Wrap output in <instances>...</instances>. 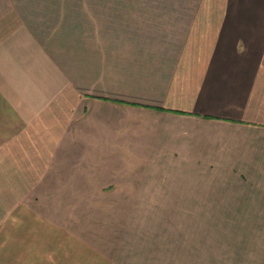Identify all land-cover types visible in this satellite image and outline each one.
Instances as JSON below:
<instances>
[{
  "label": "crops",
  "instance_id": "obj_1",
  "mask_svg": "<svg viewBox=\"0 0 264 264\" xmlns=\"http://www.w3.org/2000/svg\"><path fill=\"white\" fill-rule=\"evenodd\" d=\"M0 264H264V0H0Z\"/></svg>",
  "mask_w": 264,
  "mask_h": 264
},
{
  "label": "rangeland",
  "instance_id": "obj_2",
  "mask_svg": "<svg viewBox=\"0 0 264 264\" xmlns=\"http://www.w3.org/2000/svg\"><path fill=\"white\" fill-rule=\"evenodd\" d=\"M109 210L110 211H113V209H109ZM115 210H117V209H115ZM148 210H150V209H148ZM155 210H159L157 212L158 214H163V212L165 211V209H155ZM167 210L168 211H173V210H170V209H167ZM118 211L120 212V215L121 216L122 215L127 216L128 215V211H130V213H129L130 218L143 217L144 214H145V209H143V208H136L134 210H132V209H121V210H118ZM172 214H174V211L172 212ZM182 215H184V216H194L195 215V209H192V208H190V209H183L182 210ZM114 226H116V225L109 226L108 230L110 232L113 231V230H116L114 228ZM117 230H119V231H126V230H128V224L125 223L123 225H118ZM104 242H106V241H104ZM107 242H110V241H107Z\"/></svg>",
  "mask_w": 264,
  "mask_h": 264
}]
</instances>
